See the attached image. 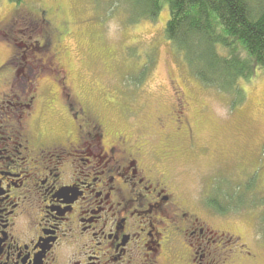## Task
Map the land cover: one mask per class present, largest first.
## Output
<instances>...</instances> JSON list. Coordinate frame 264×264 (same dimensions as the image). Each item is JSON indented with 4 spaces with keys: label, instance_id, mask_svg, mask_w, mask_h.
Segmentation results:
<instances>
[{
    "label": "rangeland",
    "instance_id": "374dc122",
    "mask_svg": "<svg viewBox=\"0 0 264 264\" xmlns=\"http://www.w3.org/2000/svg\"><path fill=\"white\" fill-rule=\"evenodd\" d=\"M134 16L127 0H0V116L18 98L31 100L23 107L33 112L25 122L31 140H74L58 85L62 75L48 62L55 55L88 122L99 123L108 139L122 136L129 149L139 147L150 167L172 179L184 209L236 239L225 264H264V223L258 224L264 205L257 202L264 197V71L239 79L244 97L235 104L230 94L202 84L165 37L166 1L154 20L131 22ZM48 30L45 50L39 43ZM217 191L257 201L219 214L205 203ZM180 241V260L169 261L190 264L181 261L189 250Z\"/></svg>",
    "mask_w": 264,
    "mask_h": 264
},
{
    "label": "flooded vegetation",
    "instance_id": "af4514ba",
    "mask_svg": "<svg viewBox=\"0 0 264 264\" xmlns=\"http://www.w3.org/2000/svg\"><path fill=\"white\" fill-rule=\"evenodd\" d=\"M49 31L39 43L45 50ZM54 56L48 62L62 75L58 85L75 138L31 140L25 122L32 111L23 108L31 100L18 98L0 116L9 127L0 135V264H176L169 260H180L181 239L189 250L181 261L225 264L236 239L184 209L172 179L150 167L139 147L129 149L122 136L108 139L99 123L88 122Z\"/></svg>",
    "mask_w": 264,
    "mask_h": 264
},
{
    "label": "trees",
    "instance_id": "16d2710c",
    "mask_svg": "<svg viewBox=\"0 0 264 264\" xmlns=\"http://www.w3.org/2000/svg\"><path fill=\"white\" fill-rule=\"evenodd\" d=\"M8 1L19 4L23 0ZM162 1L169 8L165 37L181 53L196 78L230 94L235 104L240 103L244 91L238 85L239 79L247 81L256 68L264 71V0H127L135 14L130 21L156 19ZM145 66L147 71L148 64ZM222 195L217 191L205 202L219 214L250 205L252 199L257 201L256 196L250 199L244 194ZM219 198L226 203L221 205ZM257 202L264 205V197ZM261 222L264 223L263 218H259L258 224Z\"/></svg>",
    "mask_w": 264,
    "mask_h": 264
}]
</instances>
